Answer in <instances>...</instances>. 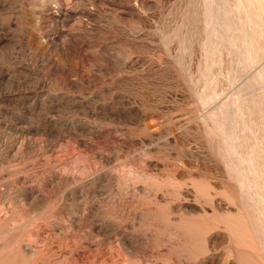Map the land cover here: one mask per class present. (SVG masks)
Listing matches in <instances>:
<instances>
[{
  "label": "rangeland",
  "instance_id": "rangeland-1",
  "mask_svg": "<svg viewBox=\"0 0 264 264\" xmlns=\"http://www.w3.org/2000/svg\"><path fill=\"white\" fill-rule=\"evenodd\" d=\"M0 264H264V0H0Z\"/></svg>",
  "mask_w": 264,
  "mask_h": 264
},
{
  "label": "bare ground",
  "instance_id": "bare-ground-1",
  "mask_svg": "<svg viewBox=\"0 0 264 264\" xmlns=\"http://www.w3.org/2000/svg\"><path fill=\"white\" fill-rule=\"evenodd\" d=\"M249 58H251V57H249ZM251 62V61H250ZM248 65V64H247Z\"/></svg>",
  "mask_w": 264,
  "mask_h": 264
}]
</instances>
